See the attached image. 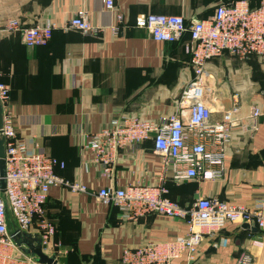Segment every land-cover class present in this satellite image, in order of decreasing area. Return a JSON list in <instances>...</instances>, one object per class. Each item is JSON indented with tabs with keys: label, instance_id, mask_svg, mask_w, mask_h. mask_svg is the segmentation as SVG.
Listing matches in <instances>:
<instances>
[{
	"label": "crops",
	"instance_id": "0c3cea01",
	"mask_svg": "<svg viewBox=\"0 0 264 264\" xmlns=\"http://www.w3.org/2000/svg\"><path fill=\"white\" fill-rule=\"evenodd\" d=\"M114 1L116 8L110 11L103 0H0V26L12 19L23 26L60 25L47 44L33 48L23 43L21 33L0 34L1 80L11 89L10 108L19 138L30 151L38 146L65 163V168L56 167V173L88 191L73 192L65 186L50 190L44 216L55 225V240L67 252L56 257L59 264H124L126 248L188 233L185 221L163 215L123 218L117 207L96 196L102 188L156 185L162 180L169 197L181 206L204 196L252 210L264 202V115L252 116L255 106L264 111V57L241 60L226 52L207 64L214 90L213 118H221L236 105L240 108L234 115L223 178L174 180L163 173L152 140L120 149L108 177L91 163L92 155L83 152L81 138L90 137L122 113L164 121L179 108L183 88L194 76L187 52L190 37L155 41L146 30L135 27L137 16L181 15L190 24L213 15L220 1L238 0ZM249 2L256 5L261 0ZM84 9L96 33L63 29ZM117 12L127 20L119 34L113 30ZM9 224L14 233L11 218ZM243 225L229 222L214 236L205 237L191 264H237L243 251L253 256L252 264H264V232ZM27 234L38 239L34 231ZM256 240L261 245L254 244Z\"/></svg>",
	"mask_w": 264,
	"mask_h": 264
},
{
	"label": "built area",
	"instance_id": "2783aa9c",
	"mask_svg": "<svg viewBox=\"0 0 264 264\" xmlns=\"http://www.w3.org/2000/svg\"><path fill=\"white\" fill-rule=\"evenodd\" d=\"M103 2L105 9L115 10L114 0ZM126 22L124 13L117 12L114 32L119 34L123 31ZM59 27L55 22L23 26L18 19H12L0 26V34L21 33L23 43L33 48L47 44L53 31ZM62 27L85 34L97 32L85 9L79 10ZM135 27L146 30L160 42H176L189 32L187 52L191 55L194 76L183 88L179 108L164 121L157 123L142 115L122 113L90 137L81 138L83 152L91 154V163L108 177L120 149L134 148L152 140L154 151L161 159L163 173H169L174 180L223 178L234 115L240 108L236 105L221 118H213L214 90L207 64L226 52L241 60L252 56L264 57V0L256 7H252L249 0H238L230 5L220 1L213 15L190 24L181 15L140 14ZM10 91V86L1 80L0 74L6 150L4 191L0 171V264H41L36 256L25 253L22 246L14 241L16 235L34 231L43 251L55 257L66 254L62 244L55 240V225L44 216L50 190L54 186H65L73 192L88 191L79 182L67 181L56 173V167L65 168V163H58L40 151L38 146L30 151L19 138L10 108ZM252 114L258 118L264 115V111L255 106ZM86 163L88 165V160ZM95 194L106 205L117 207L125 219L157 214L183 220L188 226L185 235L124 249V264H191L197 259L204 238L214 236L229 222L253 224L264 232V202L252 210L244 205L204 196L192 205L181 206L168 196L162 180L156 185L137 184L120 189L106 187ZM10 218L16 227L14 233L9 230ZM253 243L261 245L259 240ZM252 262L253 256L247 251L241 252L237 258V264Z\"/></svg>",
	"mask_w": 264,
	"mask_h": 264
},
{
	"label": "water",
	"instance_id": "95a60500",
	"mask_svg": "<svg viewBox=\"0 0 264 264\" xmlns=\"http://www.w3.org/2000/svg\"><path fill=\"white\" fill-rule=\"evenodd\" d=\"M6 150H5V136L3 131V107L0 102V171L2 176L1 186L3 191L6 187ZM244 228H251L256 230L257 227L253 224L244 223ZM16 242L22 247L24 252L37 257V260L41 264H59V261L55 256H49L43 251L42 244L39 239L32 238L29 234L24 233L21 235H16Z\"/></svg>",
	"mask_w": 264,
	"mask_h": 264
},
{
	"label": "trees",
	"instance_id": "16d2710c",
	"mask_svg": "<svg viewBox=\"0 0 264 264\" xmlns=\"http://www.w3.org/2000/svg\"><path fill=\"white\" fill-rule=\"evenodd\" d=\"M233 4V3H232ZM258 4H260V3H258ZM258 4H256V5H253L252 3H250V5L252 6V7H256V6H258ZM230 5V4H229ZM134 23H135V21H134ZM75 30V29H74ZM14 34V33H13ZM189 36L190 37V33L189 32H186L184 35H183V37L182 38H184L185 36ZM38 47V46H37ZM253 57V56H252ZM10 94H11V92H10ZM169 196V195H168ZM172 200H174L172 197H170ZM175 201V200H174ZM47 202H48V200H47ZM47 202H46V204H47ZM180 204V203H179Z\"/></svg>",
	"mask_w": 264,
	"mask_h": 264
}]
</instances>
